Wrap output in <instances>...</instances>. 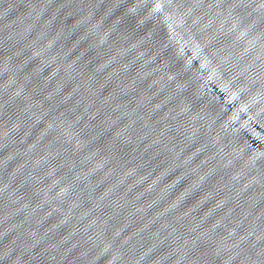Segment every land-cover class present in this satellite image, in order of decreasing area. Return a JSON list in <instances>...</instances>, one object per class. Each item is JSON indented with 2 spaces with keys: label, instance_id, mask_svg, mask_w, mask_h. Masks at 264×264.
Instances as JSON below:
<instances>
[{
  "label": "water",
  "instance_id": "95a60500",
  "mask_svg": "<svg viewBox=\"0 0 264 264\" xmlns=\"http://www.w3.org/2000/svg\"><path fill=\"white\" fill-rule=\"evenodd\" d=\"M0 264H264V125L186 0H0Z\"/></svg>",
  "mask_w": 264,
  "mask_h": 264
}]
</instances>
